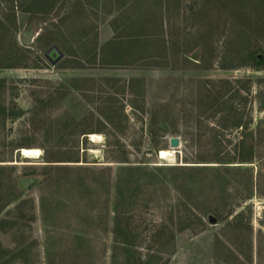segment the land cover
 Returning <instances> with one entry per match:
<instances>
[{"label":"rangeland","instance_id":"obj_1","mask_svg":"<svg viewBox=\"0 0 264 264\" xmlns=\"http://www.w3.org/2000/svg\"><path fill=\"white\" fill-rule=\"evenodd\" d=\"M120 1L0 0V264H124L116 208L151 264H264V64L225 54L247 28L228 0Z\"/></svg>","mask_w":264,"mask_h":264},{"label":"trees","instance_id":"obj_2","mask_svg":"<svg viewBox=\"0 0 264 264\" xmlns=\"http://www.w3.org/2000/svg\"><path fill=\"white\" fill-rule=\"evenodd\" d=\"M228 1L232 3V7H233L232 9H236L233 15L237 19L238 23L240 25L243 24L247 28L248 32L247 30H245V28L240 27V29L238 30V34L235 36V39L240 41V42L237 41V43L240 44L235 45L233 48H226L225 54H230L228 52H234V55L241 56L242 61L240 62V64L241 63L247 64L252 67L262 66L264 64V56L262 57V59H259L258 55L256 54V51L260 50L263 52L264 55V48L262 46L257 47L251 44L244 46L243 44L244 42H246L247 39L249 41L251 38H253V36H258L260 32H264V0H228ZM241 3H248L249 7L253 11H256L253 12L254 13L253 17L247 19L245 18L246 14L237 12V8L240 7L237 4H241ZM256 27H258L259 29ZM110 43L111 42L106 43V45H109ZM10 51L12 53L14 52L17 54L19 51H21V48L18 47L17 44H15V49L14 50L10 49ZM10 61L11 62H9L6 65V67H13L20 65V63H16L12 61V59H10ZM237 64L234 65V68L241 66ZM228 113L230 115V119L231 120L233 119V125L235 127H239L242 125L240 121L241 115L239 114L236 105H231L228 108ZM250 134L252 133L251 132L246 133L245 136ZM253 150L254 147L252 143H250L249 141L243 138L236 144L232 158H237L242 161L251 160L252 157L251 154ZM245 153L247 155H245ZM125 219L126 218L124 213L121 212L118 208H116L115 218H114V228H113V240L116 243V246H118L117 244H120V246H122L125 251L124 264H151L152 259H154V255L149 254L144 258L140 254V252H138L135 245V237H136L135 231L126 222ZM170 238L171 239L174 238L173 233H171ZM152 264H155V262H153ZM158 264H166V263L161 261Z\"/></svg>","mask_w":264,"mask_h":264},{"label":"water","instance_id":"obj_3","mask_svg":"<svg viewBox=\"0 0 264 264\" xmlns=\"http://www.w3.org/2000/svg\"><path fill=\"white\" fill-rule=\"evenodd\" d=\"M21 41L24 45H29L31 42V34L29 32H26L22 35ZM46 58L49 59L51 62L55 63L59 58L62 57V52L57 46H52L46 53ZM196 55H194L195 57ZM262 55L259 54L258 58L261 59ZM170 145L171 146H178L179 145V139L177 137L170 138ZM25 184H27L26 181H24Z\"/></svg>","mask_w":264,"mask_h":264},{"label":"bare ground","instance_id":"obj_4","mask_svg":"<svg viewBox=\"0 0 264 264\" xmlns=\"http://www.w3.org/2000/svg\"><path fill=\"white\" fill-rule=\"evenodd\" d=\"M92 139H96V136H93ZM24 150V149H23ZM161 152V151H160ZM24 155L29 157V158H34V157H39L41 152L39 150H24L23 151ZM172 157V153L169 151H163L160 154V158H168Z\"/></svg>","mask_w":264,"mask_h":264},{"label":"crops","instance_id":"obj_5","mask_svg":"<svg viewBox=\"0 0 264 264\" xmlns=\"http://www.w3.org/2000/svg\"><path fill=\"white\" fill-rule=\"evenodd\" d=\"M129 3V2H127ZM123 4H126L124 0H121L120 1V4H119V7H117L116 9H121L123 7ZM130 4H131V1H130ZM112 40V39H111ZM111 40H107L106 43H109L111 42Z\"/></svg>","mask_w":264,"mask_h":264}]
</instances>
